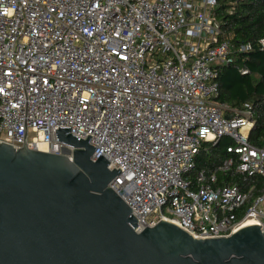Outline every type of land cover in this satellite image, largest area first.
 <instances>
[{"label": "built area", "instance_id": "obj_1", "mask_svg": "<svg viewBox=\"0 0 264 264\" xmlns=\"http://www.w3.org/2000/svg\"><path fill=\"white\" fill-rule=\"evenodd\" d=\"M216 9L217 0H0V142L71 158L55 130L91 136V160L121 171L109 187L136 232L164 220L198 239L250 225L264 233L252 108L214 102L218 68L253 47L222 38ZM222 138L230 145L218 170L257 178L259 195L214 188V172L192 181L203 146Z\"/></svg>", "mask_w": 264, "mask_h": 264}, {"label": "water", "instance_id": "obj_2", "mask_svg": "<svg viewBox=\"0 0 264 264\" xmlns=\"http://www.w3.org/2000/svg\"><path fill=\"white\" fill-rule=\"evenodd\" d=\"M55 132L71 158L0 142V264H264L259 225L208 239L164 220L136 232L109 187L121 171L91 160V136Z\"/></svg>", "mask_w": 264, "mask_h": 264}, {"label": "trees", "instance_id": "obj_3", "mask_svg": "<svg viewBox=\"0 0 264 264\" xmlns=\"http://www.w3.org/2000/svg\"><path fill=\"white\" fill-rule=\"evenodd\" d=\"M215 12L221 23L222 38H229L235 45L249 43L253 50L236 56L232 64L218 68V96L214 102L233 111H242L245 105H250L254 128L249 143L261 147L264 145V49L257 44L264 39V0H217ZM230 115L232 111L225 112L226 117ZM229 145L226 138L205 144L196 157L192 181L199 171H205L206 175L214 172L217 177L214 188L237 186L247 191L255 186L252 197L259 195L262 187L257 178L239 175L234 168L218 170Z\"/></svg>", "mask_w": 264, "mask_h": 264}, {"label": "rangeland", "instance_id": "obj_4", "mask_svg": "<svg viewBox=\"0 0 264 264\" xmlns=\"http://www.w3.org/2000/svg\"><path fill=\"white\" fill-rule=\"evenodd\" d=\"M33 137V135L31 133H29V139H31Z\"/></svg>", "mask_w": 264, "mask_h": 264}]
</instances>
